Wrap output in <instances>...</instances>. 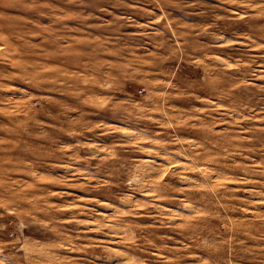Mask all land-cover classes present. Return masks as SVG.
<instances>
[{
  "label": "rangeland",
  "instance_id": "374dc122",
  "mask_svg": "<svg viewBox=\"0 0 264 264\" xmlns=\"http://www.w3.org/2000/svg\"><path fill=\"white\" fill-rule=\"evenodd\" d=\"M0 264H264V0H0Z\"/></svg>",
  "mask_w": 264,
  "mask_h": 264
}]
</instances>
